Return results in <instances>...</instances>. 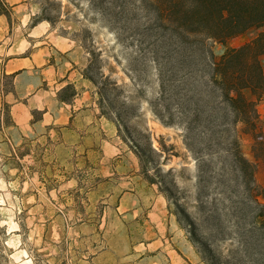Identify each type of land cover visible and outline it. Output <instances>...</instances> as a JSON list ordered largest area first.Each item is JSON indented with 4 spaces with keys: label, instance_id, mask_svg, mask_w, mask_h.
Here are the masks:
<instances>
[{
    "label": "rangeland",
    "instance_id": "1",
    "mask_svg": "<svg viewBox=\"0 0 264 264\" xmlns=\"http://www.w3.org/2000/svg\"><path fill=\"white\" fill-rule=\"evenodd\" d=\"M139 2L0 0L13 29L0 32V264H264L262 235L248 232L244 170L214 157L200 182L206 153L188 149L177 111L172 125L158 117L169 121L168 100ZM35 18L49 19L47 34L30 31ZM20 38L28 44L13 56ZM67 85L78 97L63 106ZM239 143L264 187V148L246 135Z\"/></svg>",
    "mask_w": 264,
    "mask_h": 264
},
{
    "label": "trees",
    "instance_id": "2",
    "mask_svg": "<svg viewBox=\"0 0 264 264\" xmlns=\"http://www.w3.org/2000/svg\"><path fill=\"white\" fill-rule=\"evenodd\" d=\"M90 2L98 5L97 0ZM139 3V9L146 14L149 34L154 36L151 49L160 79L159 101L168 100L165 110L169 121L163 122L161 116L159 119L172 125L175 114L170 112L180 114L186 123L188 149L196 155L206 153L208 164L202 156L197 158L203 167L201 173L209 171L214 157L221 159L224 167H230L233 174L239 166L244 170L246 214L252 216L248 232L262 235L259 239L264 251V204L259 201L260 197L264 199V187L255 184L256 158L254 161L245 158L239 143L241 135H246L256 148H264V131L257 110L258 103L264 100V70L260 62L264 56V0H140ZM2 16L6 17L0 12ZM46 20L49 21L35 18L32 26ZM250 30L263 31L239 48L226 47L232 38ZM215 46L226 48L219 54ZM82 77L87 79L85 73ZM96 90L101 115L107 116L105 107L109 105L100 90ZM77 94L74 86L67 85L58 92V103L70 105ZM197 143L201 146L199 151L194 149ZM11 161L4 158L5 170Z\"/></svg>",
    "mask_w": 264,
    "mask_h": 264
},
{
    "label": "crops",
    "instance_id": "3",
    "mask_svg": "<svg viewBox=\"0 0 264 264\" xmlns=\"http://www.w3.org/2000/svg\"><path fill=\"white\" fill-rule=\"evenodd\" d=\"M21 6L22 5L15 6L13 9H18ZM49 28H50V25H48V23H46V22L43 21V22H40V23L36 24L35 26H32L31 29H30V31L31 32H35V31H38L39 32L40 31L42 33L39 36H43V35L47 34V32H49ZM12 30L13 29H12L11 25L9 24L7 17H5V16L0 17V32L3 33V38L1 40L7 39L5 37H7L9 35V33H10L9 31H12ZM250 31H253V30H250ZM250 31H248V32H250ZM27 37L28 38H32V36L29 35V34H27ZM20 40H21V38H20ZM62 40L63 41H66V39H62ZM23 41H25V44H28V42L26 40H23ZM23 41L21 40L20 42L18 41V43L11 44V46H10L9 49H11L13 56H18L19 54H21V53L24 52V51L17 52L18 51V48L23 45ZM2 43H4V42H2ZM2 43L0 44V46L2 45ZM14 48H16L15 51H13ZM62 53H64V52H62ZM14 61H21V59L20 58H12V59H9L8 60V63L10 64V63H12ZM80 78H82V75L80 76ZM76 97H78V95H76ZM262 103H263V100L258 103L257 110H258V114L260 116V120L262 121V123H264V116H262L261 113L259 112V107L261 106ZM63 106H67V105L63 104Z\"/></svg>",
    "mask_w": 264,
    "mask_h": 264
}]
</instances>
